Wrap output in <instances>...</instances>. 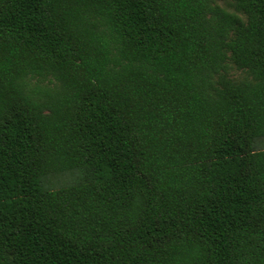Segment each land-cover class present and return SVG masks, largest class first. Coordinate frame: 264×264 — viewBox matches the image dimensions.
Segmentation results:
<instances>
[{"label": "trees", "instance_id": "16d2710c", "mask_svg": "<svg viewBox=\"0 0 264 264\" xmlns=\"http://www.w3.org/2000/svg\"><path fill=\"white\" fill-rule=\"evenodd\" d=\"M220 1L0 0V264H264V0Z\"/></svg>", "mask_w": 264, "mask_h": 264}, {"label": "rangeland", "instance_id": "374dc122", "mask_svg": "<svg viewBox=\"0 0 264 264\" xmlns=\"http://www.w3.org/2000/svg\"><path fill=\"white\" fill-rule=\"evenodd\" d=\"M218 2L220 4H223V2L220 1V0H218ZM231 72L235 76L240 74V71L236 70L234 68L231 70ZM75 179H76V174H67V175L58 174V176L57 175L50 176L46 183L50 184V185L59 186V185H62L64 182L72 181V180H75Z\"/></svg>", "mask_w": 264, "mask_h": 264}]
</instances>
